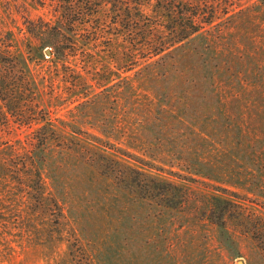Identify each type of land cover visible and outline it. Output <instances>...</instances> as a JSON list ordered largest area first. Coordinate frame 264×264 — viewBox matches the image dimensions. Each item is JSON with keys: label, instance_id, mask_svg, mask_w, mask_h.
Here are the masks:
<instances>
[{"label": "rangeland", "instance_id": "374dc122", "mask_svg": "<svg viewBox=\"0 0 264 264\" xmlns=\"http://www.w3.org/2000/svg\"><path fill=\"white\" fill-rule=\"evenodd\" d=\"M189 1L215 8L206 34L213 52L197 55L200 49L192 42L178 52L182 59L171 60L167 68L144 60L113 62L108 52L98 53L93 46L88 48L97 57L92 67L80 55L56 61L46 54L52 49L44 48L49 36L30 34L26 22L41 18L55 24L57 15L31 0H0V55L18 59L36 103L58 131L70 137L73 131L86 132L76 139L184 189L183 208L169 230L156 229V216L142 221L143 239L159 241L164 232L172 239L171 247L161 242L155 264H250L260 253L252 224L264 223V0ZM144 10L154 15L150 7ZM77 75L86 80L83 90ZM116 124L117 136L102 133L103 127L111 131ZM38 126L25 120L24 109L0 117V168L6 167L5 174L0 169V264H76L70 255L72 224L65 220L61 239L47 242L21 218L35 209V194L19 180L26 175L22 162ZM67 175L72 177L69 170ZM45 182L51 187L47 178ZM214 198L232 203L225 216L233 240L229 247L212 220ZM87 203L76 204L84 212L78 233L84 238L87 231L93 237L86 238L95 241H84V247L105 264H115L109 217L115 213L108 203ZM65 210L69 218L72 214ZM184 239L191 245L182 247ZM140 260L151 261L148 255Z\"/></svg>", "mask_w": 264, "mask_h": 264}, {"label": "trees", "instance_id": "16d2710c", "mask_svg": "<svg viewBox=\"0 0 264 264\" xmlns=\"http://www.w3.org/2000/svg\"><path fill=\"white\" fill-rule=\"evenodd\" d=\"M31 1L43 7H51L57 15L55 24L41 18L37 23L32 20L26 22L30 34L36 37L44 34L49 36L52 46L49 44L44 48L52 49L56 61L62 62L80 55L92 67L97 57L88 48L93 46L98 53L108 52V57L113 62L133 65L144 60L150 65L158 64L167 68L171 65V60L182 59L178 52L192 42H197L200 49L196 51L197 55H204V51L213 52L206 34L208 27L214 23L216 12L208 3L189 0ZM148 7L154 15L145 12L144 9ZM1 46L8 47L5 44ZM0 57V117L6 119L9 110L24 109L25 120L39 125L31 138L33 148L22 162L23 167H26V175L23 178L20 176L19 180L21 187L29 188L36 196H32L36 200L35 209L21 214L24 226L39 240L54 242L61 239V227L66 220L75 227L71 226L73 234L70 235V239H74L70 252L73 261L76 264H105V260L93 255L97 252L93 249L90 252L84 247V241H95L86 238L91 236L87 231L84 238L78 233L76 226L82 225L83 218L80 215L84 212L77 210L76 204L81 201L91 204L108 203L107 209L115 213L113 216L109 214L114 230L111 236L115 239L111 241V245H116L117 248L115 264H141L140 258L143 255H148V262L151 260L148 264H155L154 255L162 252L159 250L161 242L171 247L172 239L168 232L159 235V241L143 239L140 234L142 221L156 216V229L169 230L177 212L183 208L184 189L147 175L108 153L84 144L83 140L80 142L76 139L77 135L86 132L73 131L74 136L70 137L58 131L36 103L33 88L18 59L11 55ZM148 73L153 74V68H148ZM76 77L83 90L87 85L86 80L80 75ZM96 101L97 99L94 100ZM91 104L95 107L92 100ZM118 127L116 124L111 131L103 127L102 133L107 135L110 132L117 136L113 131H118ZM87 136L88 139L96 137L90 134ZM96 139L99 140L97 137ZM67 170L70 171L71 178L67 175ZM5 172L6 167L2 174ZM46 178L51 187H47ZM67 188L71 189V194L66 191ZM231 205L226 199L214 198L212 220L226 247L233 241L225 221ZM65 209L72 214L69 218L65 217ZM143 209L147 217L141 213ZM38 224L42 228H38ZM251 233L258 243L260 253L255 254L259 258L256 260L253 257L250 264H264V223L252 224ZM79 240L81 244L75 252L73 247ZM75 241L77 243L73 244ZM183 241L182 247L191 245V241Z\"/></svg>", "mask_w": 264, "mask_h": 264}, {"label": "water", "instance_id": "95a60500", "mask_svg": "<svg viewBox=\"0 0 264 264\" xmlns=\"http://www.w3.org/2000/svg\"><path fill=\"white\" fill-rule=\"evenodd\" d=\"M46 54H47L48 56H51V55H52L51 50L47 49V50H46Z\"/></svg>", "mask_w": 264, "mask_h": 264}]
</instances>
